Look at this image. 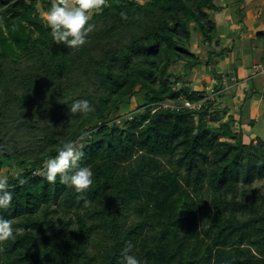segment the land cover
I'll return each mask as SVG.
<instances>
[{"label": "trees", "instance_id": "16d2710c", "mask_svg": "<svg viewBox=\"0 0 264 264\" xmlns=\"http://www.w3.org/2000/svg\"><path fill=\"white\" fill-rule=\"evenodd\" d=\"M57 2L0 0V171H17L0 217L24 229L0 241V264H118L125 248L141 264H264V197L246 192L264 179V139L246 144L232 115L207 121L230 109L220 64L232 48L214 20L224 8L106 0L87 43L72 50L41 15ZM237 6L243 25L244 1ZM249 42L264 45V32ZM202 66L216 81L209 95L187 79ZM134 98L142 103L121 115ZM80 99L95 111L74 117ZM62 140L76 142L93 173L83 199L46 179L43 162Z\"/></svg>", "mask_w": 264, "mask_h": 264}, {"label": "clouds", "instance_id": "9594fccd", "mask_svg": "<svg viewBox=\"0 0 264 264\" xmlns=\"http://www.w3.org/2000/svg\"><path fill=\"white\" fill-rule=\"evenodd\" d=\"M105 3L106 0H59L53 3L45 14L51 39L68 49H80L95 30V24L90 22L92 13L101 10ZM69 110L74 117H85L93 113L95 107L89 100L80 99L74 101ZM56 152L54 157L43 162L47 181L55 182L59 177L61 184L80 194L83 199L84 193L94 182L92 171L79 165L83 152L78 150L75 141L69 140H62ZM12 199V193L7 190V180L0 178V209L10 206ZM87 204L85 200V206ZM22 231L24 229L15 227L12 220L0 217V241L15 238ZM118 264H141V261L136 255L130 254V248H125Z\"/></svg>", "mask_w": 264, "mask_h": 264}, {"label": "crops", "instance_id": "0c3cea01", "mask_svg": "<svg viewBox=\"0 0 264 264\" xmlns=\"http://www.w3.org/2000/svg\"><path fill=\"white\" fill-rule=\"evenodd\" d=\"M243 1L245 7V17L243 25L238 23L239 17L237 15V0H225V6H221L224 8V10L216 14L214 17V20L216 21L219 29V33L221 35L222 47L226 49L236 46V40L242 42H245V40L252 41L256 38V35L258 33L264 32V21L262 20L264 19V8L261 7L262 5H264V0ZM251 3H255L256 5L254 10L247 9L250 8ZM224 15L229 16L227 23H224L225 20L219 22L217 16L219 17ZM246 33L247 35H255L253 37L251 36L247 38V36L245 35ZM251 48L253 51L251 53L253 57H250L249 54L242 55V57H240V62L237 63L236 61L229 60V58L228 60H226L227 57L224 56V58L222 59L223 62L220 64V66H222V71L224 72L225 77V79L223 80L224 91H226L225 93H228L227 99L224 100V107L232 109V107L234 106L233 108L235 110H238V108H240L241 106L245 108L247 102L250 103V111H246V113L250 112L248 114L250 118L247 125L248 127H242L244 129L242 130L244 134L246 132L245 129L248 131L249 127L251 128V130L254 129L257 126V121L261 119V117H259L260 119H257L256 115H258V112L261 111V105L263 102L262 95L260 94H264V90L261 88V86H263L262 82H264V75H262L264 73V63L262 61H259L261 57L260 55L264 54V45H251ZM202 54L204 55V58H206L205 52H202ZM204 58L202 59L204 60ZM237 58H239V55ZM245 61L247 63L252 62V66L249 68H244L242 71L238 70L237 67H243ZM255 67H257L258 69H255ZM211 80H213V82L215 81L212 78ZM246 88L248 92L245 91ZM253 90L258 91L260 94H252ZM239 95H242V98L245 97L244 99L246 101H244V105L240 104V107L238 104L239 102H237L240 97ZM246 96H248L249 98H247ZM226 101H228L229 103H225ZM243 108L241 109L243 110ZM230 109L228 110V112L230 111ZM261 114H259V116H261ZM254 118L255 120H253ZM252 121H254L253 127L250 126ZM257 136L264 139V127L260 130V132H258V135H256V137Z\"/></svg>", "mask_w": 264, "mask_h": 264}, {"label": "rangeland", "instance_id": "374dc122", "mask_svg": "<svg viewBox=\"0 0 264 264\" xmlns=\"http://www.w3.org/2000/svg\"><path fill=\"white\" fill-rule=\"evenodd\" d=\"M53 1H56V0H53ZM69 2H74V0H69ZM224 2H225V0H217L216 4L218 6H220V7L221 6L224 7L225 6ZM255 6H256L255 3H251L250 4V8H247V9L254 10ZM41 7H42V5L40 4L39 5L40 10H41ZM261 7L264 8V5H262ZM45 14L46 13L41 11V15L46 18ZM244 17H245V13H244ZM217 19L219 20V22L225 20L224 23H227V20L229 19V16L228 15L219 16V17L217 16ZM262 20L264 21V19H262ZM230 21H232V20H230ZM247 33L245 34L247 36V38L251 37V36L253 37L255 35V34L254 35L253 34L247 35ZM236 42H237V43H235L236 46H234L233 48L231 47L232 49L229 50V51L227 50V52L225 53L224 56L227 57L226 60H228V58H229V60L236 61L237 63H239L240 62V57H242V55H245V54L248 55L249 54L250 57H253V55L251 54L253 52L252 48H251V45H252L251 42H249L248 40H245V42L236 40ZM202 52L203 51L199 52V54L202 56V58H204V55L202 54ZM238 55H239V58H237ZM224 56H222L221 59H223ZM205 60H206V58H204V61ZM233 63H235V62H233ZM251 63L252 62L247 63L245 61L244 64H243V67H237V69L242 71L244 68L251 67L252 66ZM262 75H264V73ZM256 76H258V75H256ZM187 79L189 80V82L190 81L193 82V84L191 86L192 88H196V90H199V91L205 89L207 95H209L211 93L210 91H212V86L216 85V84H214L213 80H211V77L208 75V73L206 71V68L204 66L193 70L192 74L189 75L187 77ZM205 85H208V87L205 88ZM262 85L263 86H261V88L264 90V82H262ZM245 91L248 92L247 88H246ZM225 92L226 91H224L223 93L226 94V96H227L228 93H225ZM239 96L240 97H239V100L237 102H239L238 104H239V107H240L241 106L240 104H243L246 101L244 99L245 97L242 98V95H239ZM246 97L249 98L250 95H249V97L248 96H246ZM138 99L134 98L131 101H126L123 104V106H122V110H121L120 114L121 115H130L133 111H135L137 106L140 103H142V101L138 100ZM225 103H229V102L226 101ZM223 104H224V102H223ZM249 105H250V103L247 102L245 108H243V106H241L240 108H238V110H235L233 108L234 107L233 106L232 109H230V111L227 114H221V116L219 118L216 117V109H213L212 113H211V116L209 118H207V121L210 124L218 126L220 124V122H226L228 120V118L230 117V115H232L235 118L236 122H237V128L239 129L241 127V129L244 130L242 127H248L247 126L248 125V121L250 120V118L248 116V114L250 112L246 113V111H250ZM241 108H243V110ZM246 109H249V110H246ZM241 111H243V114H240ZM261 112H262V114H261ZM259 114H261V116H259ZM259 117H261V119ZM256 118L260 119L256 123L257 126L254 129H252V130L249 127V131L245 129L246 132L244 134V140H245L246 144L250 143V139H253L255 141L254 143L256 144L257 143L256 135H258V132H260V130L264 127V99H263V102H262V105H261V111L258 112V115H256ZM253 120H255V118ZM16 174H17V171H15L12 168L11 164L4 163V167H3L2 171H0V178L7 179L8 175H16ZM246 192H247V195L249 197H251V199H254L256 197L259 198L260 196L264 197V179L258 180L253 185L248 186L246 188ZM259 199H261V198H259ZM208 200L207 201H208V203L210 205V199L208 198ZM198 220H199V222H201L200 213H199V216H198Z\"/></svg>", "mask_w": 264, "mask_h": 264}, {"label": "built area", "instance_id": "2783aa9c", "mask_svg": "<svg viewBox=\"0 0 264 264\" xmlns=\"http://www.w3.org/2000/svg\"><path fill=\"white\" fill-rule=\"evenodd\" d=\"M255 68H257V67H255ZM214 84H216V81H214ZM213 87H214V86H213ZM212 89H213V88H212ZM184 106H185L186 108L190 109V110H194V109L199 108V105L192 104V103H190V102H188V101L185 102Z\"/></svg>", "mask_w": 264, "mask_h": 264}]
</instances>
